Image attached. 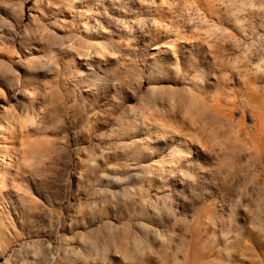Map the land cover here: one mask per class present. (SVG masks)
<instances>
[{
  "label": "clouds",
  "instance_id": "obj_1",
  "mask_svg": "<svg viewBox=\"0 0 264 264\" xmlns=\"http://www.w3.org/2000/svg\"><path fill=\"white\" fill-rule=\"evenodd\" d=\"M15 8L0 264H264V0Z\"/></svg>",
  "mask_w": 264,
  "mask_h": 264
},
{
  "label": "rangeland",
  "instance_id": "obj_2",
  "mask_svg": "<svg viewBox=\"0 0 264 264\" xmlns=\"http://www.w3.org/2000/svg\"><path fill=\"white\" fill-rule=\"evenodd\" d=\"M6 3L10 4V5H13V7L9 10H5L3 8H0V14H3V15H7L9 12L10 13H15V11L17 10L15 8V5L20 3L21 0H5ZM29 5L25 4L24 7L22 9H20L21 12H23L25 15H27V9H28ZM168 101H169V104L170 105H177V104H182L183 103V100L180 96L178 95H170L168 97ZM185 117L187 119H194L195 117L193 116V113H192V110H185V113H184ZM34 126V122L32 121L31 118H27L23 121H21V127L22 128H28V127H33ZM28 144L35 147V148H39V145H40V140L39 138H32V137H29L28 138Z\"/></svg>",
  "mask_w": 264,
  "mask_h": 264
}]
</instances>
